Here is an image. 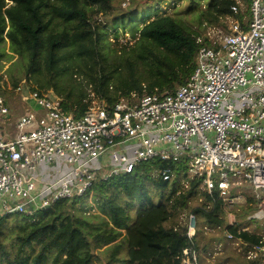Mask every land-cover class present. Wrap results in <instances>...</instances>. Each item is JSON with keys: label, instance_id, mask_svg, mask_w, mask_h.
I'll return each mask as SVG.
<instances>
[{"label": "trees", "instance_id": "16d2710c", "mask_svg": "<svg viewBox=\"0 0 264 264\" xmlns=\"http://www.w3.org/2000/svg\"><path fill=\"white\" fill-rule=\"evenodd\" d=\"M250 4L251 0H209L203 15L212 23L231 16L245 27ZM112 10V0H0V44L7 38L10 52L26 61L24 73L33 79L32 91L51 90L62 99L63 110H73L76 116L87 108L91 92L109 105L132 93L174 92L193 72L200 46L211 45L208 38L198 42V33L169 14L130 33L131 44H118V32L111 42L99 16ZM5 56L0 50V60ZM75 74L86 79L90 92H74L65 82ZM157 168H168L172 178L153 177ZM185 170V158L144 161L131 173L107 180L97 175L82 196L56 201L31 215L0 216V264H93L96 251L107 245H113L108 253L111 262L181 264L184 247L198 249L197 237L188 239L185 224H165L184 211L209 228L223 226L225 218L217 192L201 190V180L188 179ZM149 186L157 190L158 201ZM89 197L97 213L85 214L93 207L86 203ZM198 198L202 201L192 206ZM15 213L20 216L9 222ZM242 228L229 224L226 230L249 244H262L256 232Z\"/></svg>", "mask_w": 264, "mask_h": 264}, {"label": "built area", "instance_id": "2783aa9c", "mask_svg": "<svg viewBox=\"0 0 264 264\" xmlns=\"http://www.w3.org/2000/svg\"><path fill=\"white\" fill-rule=\"evenodd\" d=\"M249 10L245 27L227 16L229 32H207L211 45L200 46L189 79L172 93H132L109 105L91 92L76 116L54 93L32 91L22 100L31 98L41 113L27 109L12 121L0 81V121L16 132L11 139L0 134V216L31 215L86 194L97 175L107 180L153 159L185 158L187 178L200 179L209 194L216 191L225 208L246 203L247 193L253 203L264 201V0H251ZM54 164L67 169L51 175ZM169 171L157 168L152 176L168 180ZM256 233L262 244L226 229L224 236L253 260L264 257V220ZM186 234L190 241L197 237L193 213ZM181 264H198L193 245L182 249Z\"/></svg>", "mask_w": 264, "mask_h": 264}, {"label": "rangeland", "instance_id": "374dc122", "mask_svg": "<svg viewBox=\"0 0 264 264\" xmlns=\"http://www.w3.org/2000/svg\"><path fill=\"white\" fill-rule=\"evenodd\" d=\"M208 1L209 0H194L193 3H190V0H133V2L128 5L129 0H112V12L107 16L100 15L99 17L103 20V28L107 30L111 42H115L112 34L116 32L119 33L118 44H124L126 41H128L129 44L133 43L134 39L131 38L130 33L138 31L145 23L163 14L172 15L182 23V25L192 30L194 33H198V38L203 40L206 38V34L209 30L216 31L218 29L226 33L228 32L229 25L226 20L220 23L208 21L203 15ZM123 3L126 4L123 5ZM127 5L128 7L125 8ZM239 5H242V7L244 6L242 2H239ZM128 12L130 13L128 14ZM115 16H117V19ZM114 21L115 23H113ZM0 50L7 54V56L0 60V81L4 87L3 94L10 110L11 120L14 121L27 109L41 113V109L31 98L25 101L22 100L23 96H27L28 98V94L32 92L31 88L35 86L33 79L28 80L25 77L26 61L19 55L10 52V45L7 38L0 44ZM13 82H16V86L13 85ZM65 82H69V86L72 87L74 92L78 89H82L86 93L90 92L86 79L82 75L75 74L71 78L67 76ZM17 87H21V90H17ZM49 91L52 92L51 90L43 92L49 93ZM0 126L5 129L10 127L2 121H0ZM55 165L56 164H54V169L53 167L48 168L49 173L53 171L51 175L59 176L60 174L57 173L58 171L61 173L62 170L64 171L67 169V166L62 169L60 167L56 168ZM148 188L154 200L158 201L159 195L157 190L151 186ZM249 196V193H247L246 199H248ZM262 197L264 198V191L262 192ZM201 201L202 198L195 199L191 202V205L197 206ZM86 203L92 204L93 207L85 214L97 213L98 210L95 208L91 197L87 198ZM249 203L250 202L247 200L246 203L236 204L232 208H225L224 216L228 215L229 223L235 221L243 228L258 232L260 223L264 220V201L261 203L254 202L255 204L253 202L251 204ZM76 208L78 210L81 209L80 205ZM189 213L191 212L184 211L165 225L171 226L176 223L179 225H187ZM16 216L19 217L20 214H13V216L9 217V222L13 221V218ZM196 226L199 247L203 249V246L206 245V250L203 249L205 253H201L204 264H263L264 257L248 260L241 246L237 245L235 242L226 240L223 226L219 228H209L204 226L202 219L199 217H196ZM199 227L200 229L198 231ZM112 246L113 245H107L97 250L93 264H121L108 260V253ZM217 247H220V250H217ZM207 251L209 254L206 253Z\"/></svg>", "mask_w": 264, "mask_h": 264}, {"label": "crops", "instance_id": "0c3cea01", "mask_svg": "<svg viewBox=\"0 0 264 264\" xmlns=\"http://www.w3.org/2000/svg\"><path fill=\"white\" fill-rule=\"evenodd\" d=\"M6 125H8L10 127L5 129V128L0 126L1 127L0 134L5 138L11 139L15 136V133H16L15 129L10 124H6ZM197 252H198V264H204L202 257H201V253L204 252L203 249L198 247ZM206 253L209 254L208 251ZM263 264H264V262H263Z\"/></svg>", "mask_w": 264, "mask_h": 264}, {"label": "water", "instance_id": "95a60500", "mask_svg": "<svg viewBox=\"0 0 264 264\" xmlns=\"http://www.w3.org/2000/svg\"><path fill=\"white\" fill-rule=\"evenodd\" d=\"M26 207L28 209H32L31 203H26ZM228 225H229V217L228 215H225L223 229L225 230Z\"/></svg>", "mask_w": 264, "mask_h": 264}]
</instances>
